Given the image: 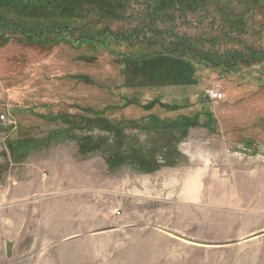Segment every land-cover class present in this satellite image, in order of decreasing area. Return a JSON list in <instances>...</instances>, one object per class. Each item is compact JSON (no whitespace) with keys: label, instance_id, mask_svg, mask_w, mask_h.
<instances>
[{"label":"rangeland","instance_id":"374dc122","mask_svg":"<svg viewBox=\"0 0 264 264\" xmlns=\"http://www.w3.org/2000/svg\"><path fill=\"white\" fill-rule=\"evenodd\" d=\"M154 2L0 0V264H264V0L175 10L187 75Z\"/></svg>","mask_w":264,"mask_h":264},{"label":"trees","instance_id":"16d2710c","mask_svg":"<svg viewBox=\"0 0 264 264\" xmlns=\"http://www.w3.org/2000/svg\"><path fill=\"white\" fill-rule=\"evenodd\" d=\"M198 1L199 0H155L153 4L147 6L146 12L144 10L143 12L137 13V16L140 17L137 20L140 25L135 26V28L127 27L122 34H118V37L123 42L128 43L131 47L141 44L157 46L160 49L159 52H157L158 55H162V57L170 56L175 59L173 65L169 66V71L174 72L175 70L177 71L180 69L183 75H187L192 72V60L195 58L207 60L210 63L216 61L213 59L214 55L212 52H205L203 47H193V43L196 44L200 41L199 39L193 38L194 42L191 43L189 41V36L175 35L169 29V26H171L174 22L172 13L175 10H184L189 9V7H196ZM17 32L28 33L29 30H23L19 26L17 28ZM165 57L164 59H169ZM231 57H234V60H239L243 63H249V60L254 61L256 59L254 57L250 58L248 55H243L240 52L227 57V60L232 61L230 59ZM186 58L192 59L190 60L191 63L183 62ZM182 67H185V69L188 70L183 72ZM177 75H180V73ZM188 79L189 78H184L185 81H188ZM190 80L192 79L190 78L189 81Z\"/></svg>","mask_w":264,"mask_h":264},{"label":"built area","instance_id":"2783aa9c","mask_svg":"<svg viewBox=\"0 0 264 264\" xmlns=\"http://www.w3.org/2000/svg\"><path fill=\"white\" fill-rule=\"evenodd\" d=\"M222 94L216 90H206L203 93V98L209 101H218L221 98ZM0 119L3 120L4 116L1 115Z\"/></svg>","mask_w":264,"mask_h":264}]
</instances>
